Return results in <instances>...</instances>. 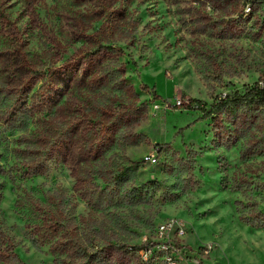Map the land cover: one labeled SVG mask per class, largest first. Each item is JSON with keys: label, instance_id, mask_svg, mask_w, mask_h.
Returning <instances> with one entry per match:
<instances>
[{"label": "rangeland", "instance_id": "rangeland-1", "mask_svg": "<svg viewBox=\"0 0 264 264\" xmlns=\"http://www.w3.org/2000/svg\"><path fill=\"white\" fill-rule=\"evenodd\" d=\"M246 1L0 0V264H166L143 251L168 221L180 264H264Z\"/></svg>", "mask_w": 264, "mask_h": 264}, {"label": "built area", "instance_id": "built-area-1", "mask_svg": "<svg viewBox=\"0 0 264 264\" xmlns=\"http://www.w3.org/2000/svg\"><path fill=\"white\" fill-rule=\"evenodd\" d=\"M264 0H247L243 13L245 17H250L255 15L256 17L264 18ZM261 86H264L263 82H260ZM185 102L178 100L176 106L184 107ZM189 104V103H188ZM158 158L154 154L147 155L144 157V161L155 164ZM186 237V232L181 226L174 221H168L165 223H160L155 232V237L151 241H147V247L144 249L143 254L147 257L153 253L152 251H158L162 254L163 259L166 264H180V262L187 261V257L182 254V249H184V239Z\"/></svg>", "mask_w": 264, "mask_h": 264}, {"label": "trees", "instance_id": "trees-1", "mask_svg": "<svg viewBox=\"0 0 264 264\" xmlns=\"http://www.w3.org/2000/svg\"><path fill=\"white\" fill-rule=\"evenodd\" d=\"M237 96L240 100H243V101L247 102L248 104H252L253 102H257L260 105L264 106V86H261L260 83H257L256 85H254V87H252L251 89H248L244 95L238 94ZM186 108L192 109L193 107H191V105H189ZM213 108L209 111H205V109H201V111H203V113H204L205 118H209L212 114H214L215 111H213L214 110ZM138 168H139V165H137V164L134 165V169H138ZM140 249H141V247L137 248V250H140ZM181 252H182V254L185 255V257H187L189 259L194 258V255H192V256L189 255V253L186 252L184 249H182Z\"/></svg>", "mask_w": 264, "mask_h": 264}, {"label": "crops", "instance_id": "crops-1", "mask_svg": "<svg viewBox=\"0 0 264 264\" xmlns=\"http://www.w3.org/2000/svg\"><path fill=\"white\" fill-rule=\"evenodd\" d=\"M211 155V154H210ZM190 241V239H188V236H187V238H186V241ZM184 250L186 251V252H188L189 253V255H194L195 256V253H193V252H191V250H190V246L188 245V243H185L184 244Z\"/></svg>", "mask_w": 264, "mask_h": 264}]
</instances>
